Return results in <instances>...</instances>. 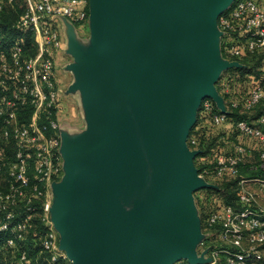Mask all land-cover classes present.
I'll return each instance as SVG.
<instances>
[{
	"label": "water",
	"instance_id": "water-1",
	"mask_svg": "<svg viewBox=\"0 0 264 264\" xmlns=\"http://www.w3.org/2000/svg\"><path fill=\"white\" fill-rule=\"evenodd\" d=\"M133 1L88 0L85 49L69 25V89L79 91L87 125L74 137L59 130L50 221L71 264H203L204 235L175 218L211 186L187 140L203 98L223 108L221 71L242 65L221 57V32L200 0H145L154 17L134 12Z\"/></svg>",
	"mask_w": 264,
	"mask_h": 264
},
{
	"label": "built area",
	"instance_id": "built-area-1",
	"mask_svg": "<svg viewBox=\"0 0 264 264\" xmlns=\"http://www.w3.org/2000/svg\"><path fill=\"white\" fill-rule=\"evenodd\" d=\"M11 4L12 0H0V11ZM24 5L15 24L22 31L32 33L35 53L25 55L20 39L4 46L0 37V159L5 155L3 145L13 146V157L6 168L9 181L0 187V231L11 234L6 241L8 246L23 237L31 225L28 204L31 197L40 196L42 219L47 226L41 246L49 253L52 263L71 264L58 246V235L49 215L51 183L62 175L56 115L58 92L51 53L61 47L58 20L84 23L88 0H24ZM217 27L224 38L220 49L225 59L242 62L245 57H251L259 64L255 70L249 66L241 70L242 75L220 73L215 89L222 98V109L211 97L202 99L198 111L208 114L211 125L204 136L217 135L211 151L198 156L199 124H194L187 140L189 149L199 151L193 159L198 176L211 185L198 189L199 196L201 189L217 190L205 223L216 232L219 245L211 244L214 239H209L208 232L198 244L197 253L206 250L204 256L209 261L203 264H261L264 259V0H233L218 15ZM237 83L245 89L238 98L233 95V85ZM26 105L32 108L30 119L19 123L17 111ZM261 107L262 112H257ZM234 113L238 115L233 117ZM224 123H228L231 132L232 145L228 150H225V133L218 131ZM253 152L257 157L250 161ZM228 183L235 189L234 200L230 202L222 196L223 186ZM23 201L25 207L21 213ZM24 258L22 254L21 261ZM175 264L189 263L180 260Z\"/></svg>",
	"mask_w": 264,
	"mask_h": 264
},
{
	"label": "trees",
	"instance_id": "trees-1",
	"mask_svg": "<svg viewBox=\"0 0 264 264\" xmlns=\"http://www.w3.org/2000/svg\"><path fill=\"white\" fill-rule=\"evenodd\" d=\"M21 3V6L19 5ZM25 5L24 0H12V4L4 7L0 11V37H1V44L4 46H10L16 40H22L23 50L25 55H32L36 51V43L34 42V38L32 33L28 31H22L20 28L16 26V20L18 16L24 11ZM250 58H246L241 60L242 62L246 63L250 61ZM258 61V60H257ZM259 62V61H258ZM253 64V66H255ZM242 68H232L229 69L230 72H240L242 75L243 72ZM257 75L260 76V71L256 70ZM241 77V76H240ZM264 77V76H262ZM242 78V77H241ZM241 80V79H240ZM242 81V80H241ZM264 81V78H263ZM241 84V83H239ZM238 83L234 86L233 95L235 97H240L244 94V87L240 86ZM258 112V110H257ZM32 113V108L28 105L18 109L17 117L19 123H26L30 119V115ZM238 114H233V117L237 116ZM55 116V115H54ZM56 117V116H55ZM209 117L207 113L198 111L197 113V121L195 126L199 124L200 126V133L198 138L200 139V149L198 156L205 155L211 151L212 145L215 144L217 135L211 134V136L205 137L204 133L206 132L207 128H211L209 123ZM44 121V119H42ZM206 140V141H205ZM207 142V143H205ZM10 148V155L7 154V150L5 149V155L3 158L0 159V175L4 174L6 176V182L2 183L0 187H5L8 184V177L6 174V168L9 161L12 160V152L13 146L11 144L8 145ZM196 164V158H195ZM198 165V164H197ZM33 182L35 180L32 179ZM224 192H222V196L226 202H230L234 200V196L231 198V194H229V190L235 189L234 186L231 187L230 183L224 184ZM202 196L200 197L198 192L195 191L196 195V202L199 208L200 217H201V225L204 230H207L208 227L206 226L205 219L209 213V211L213 207V193H217V190H210V189H201ZM234 195V194H233ZM41 202L42 197L36 196L31 197V201L29 202L28 206L30 208L29 212H32L31 218V225L21 238H16L14 240V244L12 246H8L6 241L11 234L9 232L0 231V264H54L50 260L49 253L45 251L41 246V240L47 231V226L45 225L42 219V209H41ZM25 201L21 202L20 204V212L23 213ZM24 255V259L21 261L20 257ZM261 264H264V259L261 261Z\"/></svg>",
	"mask_w": 264,
	"mask_h": 264
},
{
	"label": "crops",
	"instance_id": "crops-1",
	"mask_svg": "<svg viewBox=\"0 0 264 264\" xmlns=\"http://www.w3.org/2000/svg\"><path fill=\"white\" fill-rule=\"evenodd\" d=\"M86 10L88 14V7ZM58 23L61 38V47L52 51L51 53L55 64V78L57 82L56 84L58 92L56 115L60 129L65 131V133L69 134L70 136L74 137L85 130L87 123L79 91H73L69 89V87L74 82V75L70 70L67 69V65L72 61L71 55L67 52L68 41L71 26L73 30L72 32L75 34L76 40L81 49L86 48L85 44L87 41H89L90 37L89 19L87 16L86 21L82 24H72L71 22H67L64 19H59ZM218 129L219 132L221 131L225 133L224 135L227 143L225 150H228L232 145V140H230L229 138L231 134L230 126L228 125V123H224L220 127H218ZM256 157V152H253L249 160L252 161ZM60 178L57 181H59ZM193 200L197 204L194 197Z\"/></svg>",
	"mask_w": 264,
	"mask_h": 264
},
{
	"label": "rangeland",
	"instance_id": "rangeland-1",
	"mask_svg": "<svg viewBox=\"0 0 264 264\" xmlns=\"http://www.w3.org/2000/svg\"><path fill=\"white\" fill-rule=\"evenodd\" d=\"M200 2L203 3L202 4L203 5V9L205 8V11H207V19H208L207 21H208L209 25H213V24L217 23L218 13L221 12V10L224 11V10L228 9L231 6L233 0H200ZM19 5L21 6V3H19ZM132 7H133L134 12L142 13L146 17H148V16L150 17L151 16V14H150L151 10H152V13H153L152 17H154L156 15V12H158V10H157L158 8L156 9V6H154V7L149 6L145 2V0H135V1H133ZM140 25L145 31L150 30L149 27L146 26V24L143 23V24H140ZM223 41H224L223 37H218L216 39V45L218 47V50L221 48ZM221 57L224 58V55H223L222 52H221ZM227 60L228 61H236V59H232V58H228ZM237 62L242 65L239 68L245 69V68H247L249 66L250 70H252V69L255 70L256 67H257V64H259L258 61L256 59H254V58H251L250 61H247L246 63L240 62V61H237ZM255 63H256V65L253 66V64H255ZM232 68H235V67H231V68L222 70L221 73H225V72L229 71V69H232ZM258 112L259 113L262 112V107H261V109H258ZM3 146L7 150V154L10 155L11 151H10V148L8 147V145H3ZM6 180H7L6 176L4 174H1L0 175V185H2V183H5ZM194 193H193V197L196 199V195ZM229 194H231V198H232V196H235V195H233L234 194V190L230 189L229 190ZM180 205H181V207H183V210H182V215H181V212H179V210L176 211L175 218H176L177 222H178V216H179L180 219H182V217H183V219H185V222H186L187 227H188V229H189L191 234H193L192 230H194L197 227L199 228L200 233L202 232L204 237L209 232L210 235H211L209 239H212V240L214 239V241L211 244L212 245L215 244V245L218 246L219 242L215 238L216 237V232L214 230H212V229L204 230L202 228L201 218H200V215H199L200 214L199 208H198L197 204L194 202V200L192 199L191 201H189L187 203L185 201H183ZM177 209H179V205H178ZM200 238L198 240L196 239L197 242L200 240ZM191 240L195 241V238L194 239L191 238ZM197 247H198V245H197ZM183 261H185V260H183Z\"/></svg>",
	"mask_w": 264,
	"mask_h": 264
}]
</instances>
